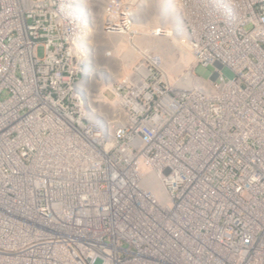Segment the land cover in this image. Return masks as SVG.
<instances>
[{"label": "built area", "instance_id": "1", "mask_svg": "<svg viewBox=\"0 0 264 264\" xmlns=\"http://www.w3.org/2000/svg\"><path fill=\"white\" fill-rule=\"evenodd\" d=\"M147 1L106 0L95 45L88 0H0V264H264V0H168L144 30L190 65L144 49L97 112L85 71Z\"/></svg>", "mask_w": 264, "mask_h": 264}, {"label": "bare ground", "instance_id": "2", "mask_svg": "<svg viewBox=\"0 0 264 264\" xmlns=\"http://www.w3.org/2000/svg\"><path fill=\"white\" fill-rule=\"evenodd\" d=\"M105 1L106 0H88L83 9L84 15L87 16L89 24L92 26V40L95 45L102 41L98 28L102 6ZM168 8V0H148L146 18L140 21L145 24L144 26L138 25L137 28L140 30V34L138 38L131 43L134 48L124 47L116 50V53H114V57L116 56L115 60L104 59L99 56L97 53H99L100 50L99 47H96L95 51L97 53L94 51L95 54L93 55L90 68L86 69L90 70V72L87 73V71H85V77L82 83L87 104L91 109L93 108L100 113H107L110 111L109 101L105 98L106 95L104 94L105 85L111 89L114 85L113 81H119L127 77L133 62L137 61L141 56L144 57V49L151 48L155 53L161 54L164 62L163 69L166 76L174 77L180 73L182 68L190 65L192 56L188 46L182 44L180 41V36L182 37L183 35L182 32L175 33L171 38L161 36L156 37L157 39H153L148 38L150 32L144 30L146 26H152L156 23L159 15L167 16L168 14L170 18L172 13ZM172 22L179 25L180 21L179 19L175 21L172 19ZM184 36L187 37V32ZM114 40H116V45L120 42L117 37H110L109 41L112 42ZM92 53H90V55Z\"/></svg>", "mask_w": 264, "mask_h": 264}, {"label": "rangeland", "instance_id": "3", "mask_svg": "<svg viewBox=\"0 0 264 264\" xmlns=\"http://www.w3.org/2000/svg\"><path fill=\"white\" fill-rule=\"evenodd\" d=\"M89 26H90V29L92 30V26L91 25ZM38 55L39 56L42 55V49H38ZM213 71H214V66L212 65L204 66V65L198 64L194 68V73L204 79H208L211 76ZM220 72H221V75L226 80L233 79L235 77V74L233 73V71L227 66L222 67ZM104 94L108 97L110 96V91L106 87H105ZM95 264H101V260L98 259Z\"/></svg>", "mask_w": 264, "mask_h": 264}]
</instances>
